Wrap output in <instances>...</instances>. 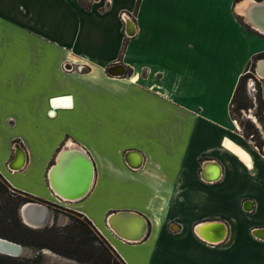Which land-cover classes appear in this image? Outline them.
Returning <instances> with one entry per match:
<instances>
[{
    "label": "crops",
    "instance_id": "0c3cea01",
    "mask_svg": "<svg viewBox=\"0 0 264 264\" xmlns=\"http://www.w3.org/2000/svg\"><path fill=\"white\" fill-rule=\"evenodd\" d=\"M246 2L0 0V174L83 213L127 264H264V153L230 111L264 53ZM67 151L93 169L73 200L50 184ZM125 210L138 239L111 227Z\"/></svg>",
    "mask_w": 264,
    "mask_h": 264
},
{
    "label": "trees",
    "instance_id": "16d2710c",
    "mask_svg": "<svg viewBox=\"0 0 264 264\" xmlns=\"http://www.w3.org/2000/svg\"><path fill=\"white\" fill-rule=\"evenodd\" d=\"M139 0H137L138 4ZM264 53L260 56L262 57ZM247 65L246 70L239 77L234 93L230 101V111L233 109L248 108L253 105L247 91V78L253 76L255 62ZM248 66L253 67V71ZM257 91L255 99L260 103V109H264V100L259 89V81L256 80ZM249 96V97H248ZM235 118V116L233 115ZM241 125L243 123L240 121ZM252 130L250 134H260L258 128L248 125ZM245 136V132H243ZM256 144V143H255ZM259 142L256 145H260ZM8 187L12 190L9 191ZM28 200H38L48 205H56L52 201L44 200L12 187L0 174V236L6 237L22 245L34 249L31 256H12L0 252V264H64L48 262L43 257V248L71 258L78 263L87 264H127L110 245L106 238L95 228L93 223L83 213L70 209L72 213L68 222L58 224L56 220L51 224L41 227H33L24 223L19 215L20 205ZM56 217V216H54Z\"/></svg>",
    "mask_w": 264,
    "mask_h": 264
},
{
    "label": "water",
    "instance_id": "95a60500",
    "mask_svg": "<svg viewBox=\"0 0 264 264\" xmlns=\"http://www.w3.org/2000/svg\"><path fill=\"white\" fill-rule=\"evenodd\" d=\"M248 3L246 6L242 7L241 13L244 17V19L255 29L261 31L264 33V0H247ZM264 63V55L260 57L257 60L256 63V72L259 75H262L264 77V72L261 71V66ZM119 66L120 64L113 63L109 67H107V70L110 73H116V66ZM264 140V138H263ZM263 153H264V144H263ZM18 155L21 153V149L18 146L17 147ZM15 163H9L10 168H18L13 166ZM77 164L80 165L79 169L81 170V167L83 169V172H81L82 177H81V185L76 187V191H73L74 193H69L68 191L70 190L69 187H71L68 184L69 178L75 177V172L73 170V166H76ZM64 170V173L62 174ZM54 171V172H53ZM51 176L52 179L50 181V184L52 187H56L58 191L64 193L67 196H73V197H79L82 195L85 191L84 188L86 187V181L88 174H92V163L89 160L88 157H86L84 154L81 153H70L67 151L66 153L62 154L58 162L56 163L54 169H53ZM72 172L71 174H67L65 172ZM74 174V175H73ZM73 188V186H72ZM133 212L131 211H119L117 214L113 215L111 219H109L110 224H112V227H116L115 223L119 221L120 219H124L130 215H132ZM19 215L24 223L27 225L33 226V227H41L46 224H51L53 221L52 214L49 208V205L45 202H41L38 200H28L23 202L20 207H19ZM143 223L145 224V220L142 218V216H139ZM142 231V230H141ZM121 236L122 235L120 232H118ZM142 233H138L135 237H127V239H138L142 236ZM46 250L51 251L48 248H43L42 252H46ZM23 251V245L19 242L13 241L11 239H8L6 237L0 236V252L12 256H19ZM55 253V252H53ZM57 254V253H55ZM60 255V254H58ZM64 258H68L66 256H62Z\"/></svg>",
    "mask_w": 264,
    "mask_h": 264
},
{
    "label": "rangeland",
    "instance_id": "374dc122",
    "mask_svg": "<svg viewBox=\"0 0 264 264\" xmlns=\"http://www.w3.org/2000/svg\"><path fill=\"white\" fill-rule=\"evenodd\" d=\"M246 23L247 25H249V27L252 28V26L247 21ZM248 67H249V70L252 72L253 67L252 66L251 67L248 66ZM249 99L253 102V105H251V107L240 108L238 110L235 108L233 109V115L235 116V119H237V121L239 122L241 130L245 132V134L247 135V138L251 140V143L258 144L259 142H261L262 143L261 147L260 145H257V147L260 150H263L262 147L264 144V140L262 137H264V109H260V103L257 99H254L252 96H250ZM240 121L243 123V125H245V127L241 125ZM252 123L258 128V131L260 132V134L257 133L254 136L250 134L252 129L248 125ZM8 190L11 191L12 189L8 187ZM54 203L56 205H49V208H50V211L53 217V221L55 219L58 224H63V223L68 222L72 215V213L70 212V209L75 210V208L71 207V205H69L68 203H61V202H54ZM24 247H25V250L23 249L24 251H22V253L19 256H31L34 253V249L32 247L23 245V248ZM43 257L45 258L46 261L53 262V263L87 264V263H78L77 261L71 258H64L58 254L55 255L50 252H43Z\"/></svg>",
    "mask_w": 264,
    "mask_h": 264
},
{
    "label": "bare ground",
    "instance_id": "6f19581e",
    "mask_svg": "<svg viewBox=\"0 0 264 264\" xmlns=\"http://www.w3.org/2000/svg\"><path fill=\"white\" fill-rule=\"evenodd\" d=\"M247 3H248V1L246 2V4H244L242 7H244L245 5H247ZM241 7V8H242ZM240 8V9H241ZM261 68V71H263L264 72V63L262 64V66L260 67ZM116 71H118V70H116ZM139 161L140 160H138L135 164L137 165V164H139ZM23 163V159H22V156H21V159H18V161H16L15 162V164L13 165V166H15V167H18V166H20L21 164ZM79 164H77L76 166H73V170L74 171H76L75 172V174L77 175H81V172H79V170H77L78 168H79ZM93 170V169H92ZM217 174L214 176V177H217L218 176V174H219V169H217ZM64 173V170H63V172H62V174ZM65 173H67V174H71L72 175V172H65ZM74 175V174H73ZM92 176H93V172H92V174H88V177H87V181H86V187L84 188V190L83 191H85L86 189H88L89 188V185H90V183H91V180H92ZM220 176V175H219ZM75 181H76V177H70L69 178V180H68V184L71 186V187H69V193H74L73 191H76V188L75 187H73L72 188V186H73V184L75 183ZM75 186V185H74ZM78 187V186H77ZM54 188V190L57 192V194L59 195V196H61V197H63L64 199L66 198V199H70V200H73V199H75V198H77V197H73V196H67V195H65L64 193H62V192H60V191H58V189L56 188V187H53ZM127 219L129 220V218H124V219H120L119 221H117L116 223H115V225H116V227L114 226V227H112L116 232H117V234H119L118 232H120L122 235H124V236H127V237H135L138 233L137 232H135V233H131L130 231H123L122 230V226L121 225H124V226H126L127 224H125L126 222H127ZM119 222V223H118ZM121 222V223H120ZM112 225V224H111ZM144 226H143V229H142V231L140 232V233H144V230H145V224H143ZM121 236V235H120ZM124 236H121V237H123V238H127V237H124ZM24 250H25V247L23 248ZM23 250V251H24ZM46 252H50V251H48V250H46ZM50 253H53V252H50ZM53 254H55V253H53ZM56 255V254H55Z\"/></svg>",
    "mask_w": 264,
    "mask_h": 264
},
{
    "label": "built area",
    "instance_id": "2783aa9c",
    "mask_svg": "<svg viewBox=\"0 0 264 264\" xmlns=\"http://www.w3.org/2000/svg\"><path fill=\"white\" fill-rule=\"evenodd\" d=\"M106 2H109V0H106ZM126 12L122 11L120 13V15L122 16L123 19H125V14ZM127 15L129 16V14L127 13ZM78 68H81L82 65H77ZM71 68V65H68L66 66V69H69ZM259 75L257 74L256 71L253 72V76H250L248 79H247V91L249 93L250 96H252L254 99H255V91L257 90L256 89V83H255V79L258 78Z\"/></svg>",
    "mask_w": 264,
    "mask_h": 264
}]
</instances>
